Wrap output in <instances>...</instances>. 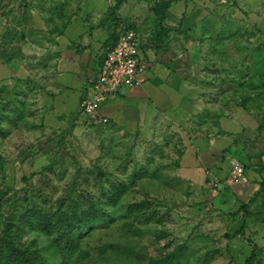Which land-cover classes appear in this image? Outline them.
Instances as JSON below:
<instances>
[{"label":"rangeland","instance_id":"rangeland-1","mask_svg":"<svg viewBox=\"0 0 264 264\" xmlns=\"http://www.w3.org/2000/svg\"><path fill=\"white\" fill-rule=\"evenodd\" d=\"M162 1L130 0L133 8L124 7L120 13L123 0L96 1L105 2L107 9L97 19L115 33L132 28L140 39L144 34L147 47L158 49L154 8ZM84 2L88 0H0L1 219L28 205L25 198L52 202L72 189L75 199L79 195L97 199L102 184L124 182L126 191L108 207V220L83 233L67 254L71 264H147L181 247L185 248L181 264H264V200L245 210L215 206L190 178L179 174L185 142L178 128L162 123L148 134L123 132L112 123L88 125L79 112L56 113L39 102L49 70L43 64L48 52L32 41L28 55L17 54L21 20L17 8L38 11L40 22L49 29L37 28L33 34L41 36L75 18L66 16L67 9ZM186 2L198 21L193 14L185 22L201 27L205 97L218 111L225 106L259 107L264 114V0ZM175 18L178 32L186 17ZM166 20L167 12L163 25L173 33ZM19 61L28 75L11 77L7 66L17 73ZM134 170L137 177L131 180ZM128 203H142V208L128 213ZM241 227L251 242L240 238ZM19 237L22 243L36 241L51 260L62 255L49 236L36 230L24 228ZM253 244L257 251L251 257Z\"/></svg>","mask_w":264,"mask_h":264},{"label":"crops","instance_id":"crops-1","mask_svg":"<svg viewBox=\"0 0 264 264\" xmlns=\"http://www.w3.org/2000/svg\"><path fill=\"white\" fill-rule=\"evenodd\" d=\"M96 1L100 0H88L67 9L66 16L75 18L41 36L33 34L37 28L45 27L38 11L17 8V15L21 16L17 54L28 55L30 46L34 47L32 43L36 42L47 49L48 57L43 64L49 70L43 77L45 85L39 102L56 113L77 114L81 97L90 90L91 77L98 73L106 50L114 41L113 29L97 19L106 14V3ZM126 1L120 5L119 13L124 7L133 8L130 0ZM170 1L166 21L173 33L165 41L166 46L162 43L166 48L147 47L143 34L139 52L144 65L140 72L142 84L122 87L106 97L101 111L123 132L148 134L162 123H171L185 142L179 156V174L190 178L196 190L219 208L237 210L247 204L254 207L264 200V114L259 107L225 106L218 111L212 99L205 97L201 89L206 73L199 40L201 27L185 22L193 14L198 21L197 13L187 0ZM89 16L97 21L85 18ZM177 16L186 17L178 32ZM6 24L4 21L3 25ZM12 70L15 69L7 66L11 77H20L21 72L28 75L23 61H19L17 73ZM232 158L243 163L245 182H228ZM211 177L221 181L216 191L208 188Z\"/></svg>","mask_w":264,"mask_h":264},{"label":"trees","instance_id":"trees-1","mask_svg":"<svg viewBox=\"0 0 264 264\" xmlns=\"http://www.w3.org/2000/svg\"><path fill=\"white\" fill-rule=\"evenodd\" d=\"M120 3V1H119ZM171 4L170 0L162 1L154 8V14L157 19L158 29L155 32L154 44L159 48H166L162 45V38L170 33V30L164 27L163 21L166 19V12ZM118 4L115 7V11ZM114 41L109 44L112 47L116 41V33L112 31ZM166 46V45H165ZM1 130V128H0ZM137 177L134 170L131 174V180ZM126 184L111 182L109 186H100L101 196L97 199L85 195H79L75 199L73 192L68 190L51 201H31L25 198L22 208H17V212L10 210L4 219L0 215V264H71L66 256L76 247L77 241L81 235L97 223H103L111 216L109 208L118 203L120 194L126 191ZM72 194V195H71ZM3 193L0 192V196ZM82 196V197H81ZM142 203H128L125 211L128 213L140 211ZM248 205H242L240 209H248ZM249 213H247V216ZM246 216L243 217V220ZM24 228L38 231L41 235H47L51 238V245L58 250L59 259L51 260L43 252L36 241L22 243L19 237L20 231ZM238 235L241 239L251 242L246 237L243 227L238 229ZM185 248L181 247L164 255L163 257L151 259L147 264H181L185 256ZM257 246L253 244L251 257H254Z\"/></svg>","mask_w":264,"mask_h":264},{"label":"built area","instance_id":"built-area-1","mask_svg":"<svg viewBox=\"0 0 264 264\" xmlns=\"http://www.w3.org/2000/svg\"><path fill=\"white\" fill-rule=\"evenodd\" d=\"M140 41L139 33L128 28L119 32L116 43L107 48L98 73L90 79V90L79 102L78 112L85 115L88 125H108L109 117L101 111L105 98L114 95L122 87L142 84L140 72L144 65L139 56ZM246 180L243 163L238 158H232L228 182L239 184ZM220 186L221 181L218 178H210L208 188L211 191L218 190Z\"/></svg>","mask_w":264,"mask_h":264}]
</instances>
